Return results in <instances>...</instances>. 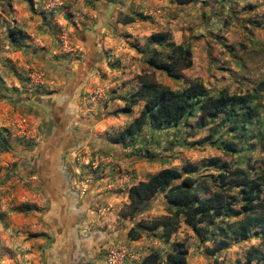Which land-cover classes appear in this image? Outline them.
<instances>
[{
  "label": "rangeland",
  "instance_id": "obj_1",
  "mask_svg": "<svg viewBox=\"0 0 264 264\" xmlns=\"http://www.w3.org/2000/svg\"><path fill=\"white\" fill-rule=\"evenodd\" d=\"M136 14L146 17L122 22ZM154 33L169 39L152 43ZM167 42L192 52L175 77L146 62ZM143 75L175 90L197 80L213 94H250L256 110L239 131L223 115L200 125L197 108L115 142L142 111V99L123 108ZM188 163L210 193L230 169L250 178L264 170V0H0V264H48L51 253L73 264H138L151 251L166 264L175 241L185 242L187 264H264V185L248 211L234 188L226 194L237 215L196 228L180 218L168 239L161 227L129 237L137 222L169 214L164 192L126 214L130 186ZM247 215L255 223L235 235Z\"/></svg>",
  "mask_w": 264,
  "mask_h": 264
},
{
  "label": "trees",
  "instance_id": "obj_2",
  "mask_svg": "<svg viewBox=\"0 0 264 264\" xmlns=\"http://www.w3.org/2000/svg\"><path fill=\"white\" fill-rule=\"evenodd\" d=\"M178 4H187L195 0H174ZM145 15H126L122 22L129 23L136 18L145 19ZM11 39L18 41L22 37L19 30H10ZM168 33H154L149 36V41L162 45L168 41ZM170 49L149 50L146 54V62L153 67L166 71L171 76H178L180 70L192 65L191 49L184 44L167 42ZM139 90L132 94L125 103L124 110H130L138 99L144 100L143 108L128 126L123 128L114 138L115 142H122L126 136L136 134L144 124L149 122L154 127L176 125L182 119L193 114L199 109L198 122L205 125L209 118L223 115L230 123L234 131L243 128L245 122L252 119L256 107L251 106L252 96L250 94H229L226 90H220L217 94L210 93L204 85L193 80L186 87L175 90L167 86H161L153 82L149 76L140 78ZM256 114V113H255ZM223 147L234 150L231 144ZM195 165L185 164L181 169L177 167H163L150 175L146 180H141L130 186L128 190V212L134 214L145 209L149 201L158 192H164L169 214L152 219L150 222H137L136 226L128 231L131 239L140 236V230H155L161 227L162 232L168 239L182 220L196 228L199 222L207 221L213 217L222 215H237L240 209L232 206L227 201V190L238 188L241 192L243 211L257 199L261 186L264 185V170L257 178H250L245 170L239 167L228 170L226 185L210 193L207 178L198 181L193 175ZM208 192V194H207ZM206 193L207 195H201ZM255 217H247L232 227L235 235H246L250 226L255 223ZM219 249V247H217ZM188 248L184 241H175L172 250L166 254V264H187L186 256ZM138 264H160V255L157 251H151L144 256Z\"/></svg>",
  "mask_w": 264,
  "mask_h": 264
},
{
  "label": "crops",
  "instance_id": "obj_3",
  "mask_svg": "<svg viewBox=\"0 0 264 264\" xmlns=\"http://www.w3.org/2000/svg\"><path fill=\"white\" fill-rule=\"evenodd\" d=\"M53 254L51 253L50 254V257H51V261H48V264H73V259H69L68 261L69 262H65V260L61 259V260H53L52 258Z\"/></svg>",
  "mask_w": 264,
  "mask_h": 264
}]
</instances>
